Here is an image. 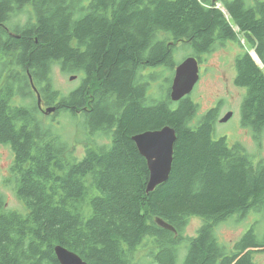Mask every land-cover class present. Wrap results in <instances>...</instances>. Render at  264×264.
<instances>
[{
  "label": "trees",
  "instance_id": "trees-1",
  "mask_svg": "<svg viewBox=\"0 0 264 264\" xmlns=\"http://www.w3.org/2000/svg\"><path fill=\"white\" fill-rule=\"evenodd\" d=\"M16 13L25 20L11 29ZM221 16L200 0H0V143L12 153L3 184L19 203L6 207L0 192V264H60L58 244L88 264H264V157L214 136L217 108L193 122L198 104L171 101L157 84L174 71L171 47L194 30L208 38ZM257 53L260 65L245 52L237 68L241 125L261 141L264 47ZM54 66L80 80L68 96L53 87ZM28 75L45 105L71 117L90 94L81 157L66 130L42 123ZM166 124L177 136L172 170L146 193V160L131 136ZM227 223L243 229L221 241Z\"/></svg>",
  "mask_w": 264,
  "mask_h": 264
},
{
  "label": "rangeland",
  "instance_id": "rangeland-1",
  "mask_svg": "<svg viewBox=\"0 0 264 264\" xmlns=\"http://www.w3.org/2000/svg\"><path fill=\"white\" fill-rule=\"evenodd\" d=\"M25 16L23 14L13 15L7 23V26L13 29V25L17 24L18 21L24 23ZM4 23V24H5ZM8 29V28H7ZM14 33V32H13ZM177 50L175 51L172 60L178 64L183 58L188 55L189 47L186 44L180 43L177 44ZM234 47H225L203 63L205 67H215L216 65H220L217 63L220 57L226 54H233ZM252 53V52H251ZM253 55V54H252ZM257 64L260 65L259 61L254 57ZM217 60V61H216ZM174 72V71H173ZM71 74H64L61 72L58 66L52 67L51 77L53 81L54 89L66 95L68 92L72 91L78 84L79 78L75 80H70L69 76ZM173 73L171 69L165 70V79L161 80V82L157 83L158 85H162L164 88V92L168 87H170ZM228 78V77H227ZM226 79V78H225ZM203 81L208 83V86L203 87L199 86V89L194 90L191 95V98L195 100L198 104L197 116L192 121L196 122L197 118L200 115L204 114L207 108L214 106L215 102H217V113L218 119L216 120L214 136L217 138L219 136H226L229 143L232 144L234 142H240L247 151L254 153L256 156L254 158L264 157V136L261 141L254 138L250 129L242 127L241 125V109L240 105L243 99V91L239 88L235 87L232 82L220 84L213 83V86L210 85L209 82H213L211 78L205 77ZM170 82V84H169ZM228 85V89L225 86ZM242 92V93H241ZM174 105H178L175 103ZM232 111L233 115L226 122H219V118H221L226 112ZM42 123L45 125L52 126L55 130H66V141L75 148V154L81 157L83 155L82 152V143L81 138L82 134L79 135L78 129L82 126L80 125L81 116L77 113L76 117H71L69 112H59L54 116H50V114L46 115L41 113L40 115ZM78 140V141H76ZM78 142V143H77ZM253 154V155H254ZM253 158V159H254ZM12 162V153L10 148L7 145L0 143V192L5 195L7 204L6 207L17 209L19 207V203L17 198L9 186H4L3 179H5L9 175V166ZM230 223H232L230 221ZM249 219H247L244 224H249ZM233 224V223H232ZM199 225V219L194 218L190 222V224L186 227L184 234L185 235H193ZM243 229L242 226L236 227L231 224H222L219 228V237L221 241H230L235 239L240 231Z\"/></svg>",
  "mask_w": 264,
  "mask_h": 264
},
{
  "label": "flooded vegetation",
  "instance_id": "flooded-vegetation-1",
  "mask_svg": "<svg viewBox=\"0 0 264 264\" xmlns=\"http://www.w3.org/2000/svg\"><path fill=\"white\" fill-rule=\"evenodd\" d=\"M200 1L209 8L220 9L224 13V16H221L219 24L215 25L213 29H211L210 25L212 35L208 38L202 37L196 32V30H194L189 40L180 39L176 42V46L180 43H189L190 50L188 55L185 57L193 56L198 62V72L200 76L193 89H199L200 85L203 87L208 86V83L203 81L205 77H208L213 80V82H209L211 86H213L214 82L222 85L232 82L235 87L243 91L244 96L245 89L243 86L238 84L239 71L237 68V60L239 57L242 58L245 52H248L253 59L255 57L259 63L261 62L260 55L257 53V47H264V0H217V2H213L212 0ZM207 1L214 5L208 4ZM231 10L249 12L254 17V22L245 24L239 23L238 19L235 18V15H237L236 12H232ZM261 25H263V29L261 28ZM225 47H234V52L232 55L230 53L220 57V62L219 60H216L217 63H220V65H216L215 67H205L203 65L209 57L216 52L225 49ZM176 49L177 47H171L173 55ZM83 76L85 77L84 73ZM225 88L228 89V85H226ZM194 90L192 91L194 92ZM70 92H68L66 96H68ZM193 92L188 95L190 98ZM89 95L90 94L84 89L83 106L78 111V114L81 116V126H83L86 121V102L88 100L86 97ZM91 100L92 97L89 101ZM191 100L195 102L193 98H191ZM217 102L218 101L215 102L214 106L207 108L203 113L205 114L212 108H217L219 105V102L218 105ZM41 105L42 107L47 106L43 101H41ZM39 110L43 113L40 108ZM59 112L60 111L56 110L51 113L50 116H54Z\"/></svg>",
  "mask_w": 264,
  "mask_h": 264
},
{
  "label": "water",
  "instance_id": "water-1",
  "mask_svg": "<svg viewBox=\"0 0 264 264\" xmlns=\"http://www.w3.org/2000/svg\"><path fill=\"white\" fill-rule=\"evenodd\" d=\"M217 2V0H212ZM6 28V27H5ZM13 33V32H10ZM19 37L20 35L11 34ZM29 76L32 89L35 91L37 105L46 115L56 111L54 105L42 107L41 96L33 84L31 75ZM76 75H70V80H75ZM199 78L198 62L193 56H187L174 67V72L169 88V98L171 101H179L189 95ZM233 115L232 111L226 112L219 122H226ZM139 153L145 158L148 168V179L145 192L153 191L156 186L166 182L172 170L174 144L177 139L175 129L166 124L158 129H148L131 136ZM155 222L162 228L176 232V229L160 217L155 218ZM54 253L60 264H88L79 254L62 246L56 245Z\"/></svg>",
  "mask_w": 264,
  "mask_h": 264
},
{
  "label": "bare ground",
  "instance_id": "bare-ground-1",
  "mask_svg": "<svg viewBox=\"0 0 264 264\" xmlns=\"http://www.w3.org/2000/svg\"><path fill=\"white\" fill-rule=\"evenodd\" d=\"M219 8V7H218ZM200 76V75H199Z\"/></svg>",
  "mask_w": 264,
  "mask_h": 264
},
{
  "label": "clouds",
  "instance_id": "clouds-1",
  "mask_svg": "<svg viewBox=\"0 0 264 264\" xmlns=\"http://www.w3.org/2000/svg\"><path fill=\"white\" fill-rule=\"evenodd\" d=\"M254 56V55H253Z\"/></svg>",
  "mask_w": 264,
  "mask_h": 264
}]
</instances>
